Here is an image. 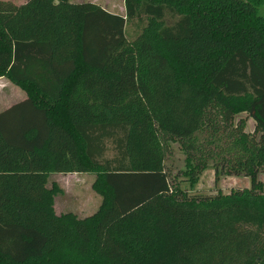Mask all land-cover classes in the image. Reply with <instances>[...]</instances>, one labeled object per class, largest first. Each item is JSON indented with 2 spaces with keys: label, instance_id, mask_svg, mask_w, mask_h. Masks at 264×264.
Segmentation results:
<instances>
[{
  "label": "trees",
  "instance_id": "16d2710c",
  "mask_svg": "<svg viewBox=\"0 0 264 264\" xmlns=\"http://www.w3.org/2000/svg\"><path fill=\"white\" fill-rule=\"evenodd\" d=\"M124 4L0 0V78L26 94L0 112V264H264V0ZM174 146L191 183L250 188L189 195ZM83 173L98 210L56 213L55 176Z\"/></svg>",
  "mask_w": 264,
  "mask_h": 264
},
{
  "label": "rangeland",
  "instance_id": "374dc122",
  "mask_svg": "<svg viewBox=\"0 0 264 264\" xmlns=\"http://www.w3.org/2000/svg\"><path fill=\"white\" fill-rule=\"evenodd\" d=\"M13 1L16 4H21L26 0H4ZM75 3L92 2L112 13L125 15L124 0H72ZM261 14L264 16V6L261 9ZM171 23L167 18L166 25ZM138 26H128L127 32L134 39L137 33H140L141 28ZM26 98V94L8 79H0V111L12 106ZM246 118L245 114L238 116ZM237 119V120H238ZM255 130V122L251 118H247L245 132L253 133ZM112 157V153H109ZM185 157L184 154L174 146V151L167 162V166L171 168L174 176V183L179 186L184 192L189 195L193 194H217L222 193L229 195L236 191H242L250 188V180L243 176H227L219 174L209 165L199 176L195 183H191L183 175L185 172ZM259 180L264 187V174L259 175ZM55 180L61 190V193L55 200V211L57 212H73L79 217L84 218L94 214L102 203V198L97 194L92 186L95 181V174H60L55 176Z\"/></svg>",
  "mask_w": 264,
  "mask_h": 264
},
{
  "label": "crops",
  "instance_id": "0c3cea01",
  "mask_svg": "<svg viewBox=\"0 0 264 264\" xmlns=\"http://www.w3.org/2000/svg\"><path fill=\"white\" fill-rule=\"evenodd\" d=\"M4 1V0H3ZM28 0H26V1H23L21 4H24V3H26ZM0 79H2V80H5L6 78H0ZM11 107V106H10ZM10 107H7V108H5L4 110H6V109H8V108H10ZM4 110H2V111H4ZM2 111H0V112H2ZM56 176H59V175H56ZM61 212V211H60ZM60 212H57L58 214L60 213Z\"/></svg>",
  "mask_w": 264,
  "mask_h": 264
}]
</instances>
